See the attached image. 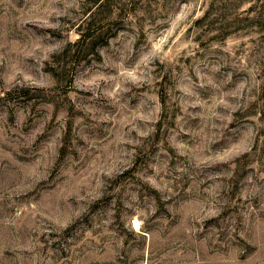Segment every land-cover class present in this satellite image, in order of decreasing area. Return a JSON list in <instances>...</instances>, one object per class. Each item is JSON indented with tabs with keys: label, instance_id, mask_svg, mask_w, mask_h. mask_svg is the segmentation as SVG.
<instances>
[{
	"label": "rangeland",
	"instance_id": "1",
	"mask_svg": "<svg viewBox=\"0 0 264 264\" xmlns=\"http://www.w3.org/2000/svg\"><path fill=\"white\" fill-rule=\"evenodd\" d=\"M84 1L0 0V264H264V24L142 1L53 76Z\"/></svg>",
	"mask_w": 264,
	"mask_h": 264
},
{
	"label": "trees",
	"instance_id": "2",
	"mask_svg": "<svg viewBox=\"0 0 264 264\" xmlns=\"http://www.w3.org/2000/svg\"><path fill=\"white\" fill-rule=\"evenodd\" d=\"M144 1L149 0H85V15L75 24L78 36L55 54L57 59L48 69L51 75L58 76L67 64L73 67L89 56H97L98 46L107 42L116 29L114 24L125 17L133 15L140 22L145 16L139 11ZM242 2L210 0L204 12L193 21V26L200 28L197 39L222 41L235 32L264 24V10L250 15L248 12L254 4L240 11ZM161 102L164 104V99ZM259 119L264 122V109Z\"/></svg>",
	"mask_w": 264,
	"mask_h": 264
}]
</instances>
